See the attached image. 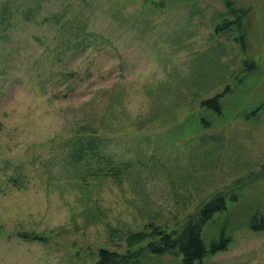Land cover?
Returning <instances> with one entry per match:
<instances>
[{
  "label": "rangeland",
  "instance_id": "374dc122",
  "mask_svg": "<svg viewBox=\"0 0 264 264\" xmlns=\"http://www.w3.org/2000/svg\"><path fill=\"white\" fill-rule=\"evenodd\" d=\"M219 197L200 264H264V0H0V264H183Z\"/></svg>",
  "mask_w": 264,
  "mask_h": 264
},
{
  "label": "trees",
  "instance_id": "16d2710c",
  "mask_svg": "<svg viewBox=\"0 0 264 264\" xmlns=\"http://www.w3.org/2000/svg\"><path fill=\"white\" fill-rule=\"evenodd\" d=\"M7 9L3 11V18L8 13ZM80 45L81 44H79V46ZM222 97V95H218L213 99L204 101L202 105L205 108L214 110L217 113H221ZM86 153H88V151L85 148L77 150V158L81 159ZM226 209L227 204L224 197H219L216 200L208 203L201 211L200 223H191L185 228L182 235L176 239H173L169 235H162L159 243L149 244L148 249L150 253L155 256H164L168 252L178 251L183 257V264H200L210 256H214L222 251H227L231 242V238L226 236L224 233L221 234V237L218 241L211 242L209 246L206 245L202 237L203 226L211 221L216 214L222 213L226 211ZM252 228L256 231L264 232V217H255L252 221ZM22 236L24 239H32V237L29 235ZM120 262L121 261L118 258L117 253L104 249L100 250L99 264H120Z\"/></svg>",
  "mask_w": 264,
  "mask_h": 264
}]
</instances>
